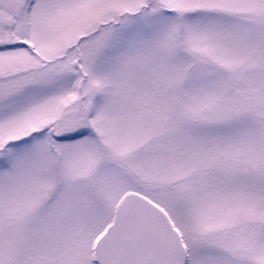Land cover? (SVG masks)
<instances>
[{
  "label": "snow or ice",
  "instance_id": "obj_1",
  "mask_svg": "<svg viewBox=\"0 0 264 264\" xmlns=\"http://www.w3.org/2000/svg\"><path fill=\"white\" fill-rule=\"evenodd\" d=\"M0 264H264V0H0Z\"/></svg>",
  "mask_w": 264,
  "mask_h": 264
}]
</instances>
